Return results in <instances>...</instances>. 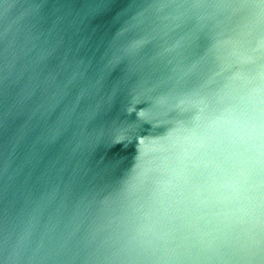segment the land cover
I'll use <instances>...</instances> for the list:
<instances>
[{
  "label": "water",
  "instance_id": "1",
  "mask_svg": "<svg viewBox=\"0 0 264 264\" xmlns=\"http://www.w3.org/2000/svg\"><path fill=\"white\" fill-rule=\"evenodd\" d=\"M16 3L0 264H264V0Z\"/></svg>",
  "mask_w": 264,
  "mask_h": 264
},
{
  "label": "clouds",
  "instance_id": "2",
  "mask_svg": "<svg viewBox=\"0 0 264 264\" xmlns=\"http://www.w3.org/2000/svg\"><path fill=\"white\" fill-rule=\"evenodd\" d=\"M21 14L16 0H12L11 3L8 0H0V17L5 20H15Z\"/></svg>",
  "mask_w": 264,
  "mask_h": 264
}]
</instances>
